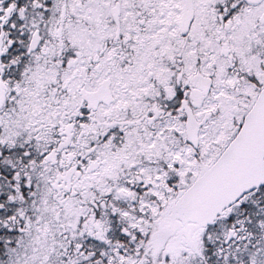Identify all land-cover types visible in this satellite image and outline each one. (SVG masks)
Returning a JSON list of instances; mask_svg holds the SVG:
<instances>
[{
	"label": "snow or ice",
	"instance_id": "1",
	"mask_svg": "<svg viewBox=\"0 0 264 264\" xmlns=\"http://www.w3.org/2000/svg\"><path fill=\"white\" fill-rule=\"evenodd\" d=\"M0 264H264V0H0Z\"/></svg>",
	"mask_w": 264,
	"mask_h": 264
}]
</instances>
